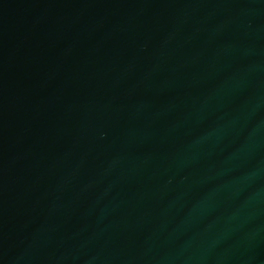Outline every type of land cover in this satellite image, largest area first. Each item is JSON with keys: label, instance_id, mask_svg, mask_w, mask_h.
Segmentation results:
<instances>
[{"label": "water", "instance_id": "obj_1", "mask_svg": "<svg viewBox=\"0 0 264 264\" xmlns=\"http://www.w3.org/2000/svg\"><path fill=\"white\" fill-rule=\"evenodd\" d=\"M0 264H264V0H0Z\"/></svg>", "mask_w": 264, "mask_h": 264}]
</instances>
